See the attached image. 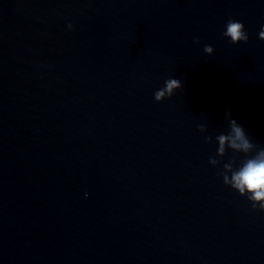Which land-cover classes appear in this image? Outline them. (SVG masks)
Masks as SVG:
<instances>
[{
	"label": "water",
	"instance_id": "1",
	"mask_svg": "<svg viewBox=\"0 0 264 264\" xmlns=\"http://www.w3.org/2000/svg\"><path fill=\"white\" fill-rule=\"evenodd\" d=\"M261 26L264 0H0V264H264L218 174L243 154L209 163L225 110L264 147Z\"/></svg>",
	"mask_w": 264,
	"mask_h": 264
},
{
	"label": "clouds",
	"instance_id": "2",
	"mask_svg": "<svg viewBox=\"0 0 264 264\" xmlns=\"http://www.w3.org/2000/svg\"><path fill=\"white\" fill-rule=\"evenodd\" d=\"M72 24H68L69 30ZM225 30L222 36L229 39L231 44L240 42L247 43L248 33L244 24L240 21L229 19L225 23ZM258 38L264 41V26L258 34ZM194 43H199V38H195ZM203 51L211 56L214 48L211 45H205ZM183 87L180 79L169 78L165 80L164 86L154 92V99L157 102L174 95L177 89ZM225 118L228 120L227 133H221L215 136L218 143L215 157H209V163L217 167L222 163V159L229 150L235 154H243V159L236 166V156L233 155L228 162L223 163V170L218 174L222 177L223 183L237 191L241 196L251 203L253 210L264 212V147H259L253 143V138L249 135L243 125L232 118L230 111L225 110ZM198 131L207 132L206 124L197 125ZM205 140L211 143L213 137L205 136ZM254 153V154H253ZM87 196V193H85Z\"/></svg>",
	"mask_w": 264,
	"mask_h": 264
}]
</instances>
